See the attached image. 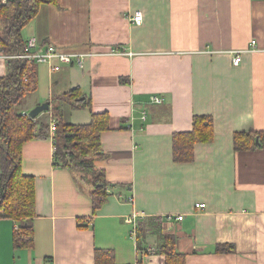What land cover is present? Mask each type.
<instances>
[{"label": "crops", "instance_id": "obj_1", "mask_svg": "<svg viewBox=\"0 0 264 264\" xmlns=\"http://www.w3.org/2000/svg\"><path fill=\"white\" fill-rule=\"evenodd\" d=\"M22 37L90 54L58 72L38 64L27 110L50 102L41 120L57 106L75 125L108 112L105 158L95 166L116 187L94 213L91 188L54 164L53 140L28 141L22 164L35 178V245L16 249L19 223L0 218V264H97L101 250L113 252L114 264H162L152 258L164 234L176 237L186 264H264V145L234 148L236 132H264V0H58L40 7ZM7 73L0 50V78ZM73 89L92 99L91 109L57 101ZM195 115L213 117L214 140L177 163L173 136L192 131ZM133 213L146 230L142 248L127 223Z\"/></svg>", "mask_w": 264, "mask_h": 264}, {"label": "trees", "instance_id": "obj_2", "mask_svg": "<svg viewBox=\"0 0 264 264\" xmlns=\"http://www.w3.org/2000/svg\"><path fill=\"white\" fill-rule=\"evenodd\" d=\"M58 0H9L0 1V50L4 55L23 53L26 42L23 29L38 15L43 4ZM34 61L8 59L6 76L0 78V218L17 223L13 242L16 249H29L35 245L32 220L37 215L35 178L23 172V146L35 139L51 138L54 142V164L70 170L79 185L90 189L93 210L96 213L108 201L109 189L116 187L107 180L106 172L96 169L95 163L105 158L102 134L111 129L108 112L92 113L88 124H68L62 109L55 106L49 121L39 117L32 119L26 111L19 112L18 105L27 95L37 92L38 70ZM58 100H66L73 109L92 108V99L78 89H73ZM56 127L51 134L50 121ZM215 137L214 119L211 115H195L190 132H178L173 136L174 161L188 163L195 159V146L210 143ZM259 139V142L257 140ZM264 132L242 131L234 135L236 151H249L264 145ZM77 172H82L80 179ZM88 183H87V182ZM146 239L142 222L138 225L137 241ZM219 252L232 251V247L220 245ZM152 261L162 264H186L185 254L177 250L176 237L164 234L160 248L153 253ZM113 252H96L97 264H114Z\"/></svg>", "mask_w": 264, "mask_h": 264}, {"label": "built area", "instance_id": "obj_3", "mask_svg": "<svg viewBox=\"0 0 264 264\" xmlns=\"http://www.w3.org/2000/svg\"><path fill=\"white\" fill-rule=\"evenodd\" d=\"M2 4L7 3L9 0H0ZM144 20V16L142 12H136V14L133 16V21L136 24H142ZM256 45V41H252V46L254 47ZM115 53H121L124 54L125 51H116ZM3 55V58L6 60L8 59H22V60H30L34 61L36 64H47L52 71L58 72L62 70L63 66L65 65H79L82 66L84 63V60L86 57H88L90 54H84V53H70L66 52L64 50H61L57 46L53 44H43L40 42L37 38L31 37L26 42V46L23 53H18L15 55ZM242 62V51L234 52L233 53V65L239 66ZM151 101L154 104H162L164 102V98L161 96H152ZM145 118V116H144ZM55 121H50V130L51 134L55 131ZM127 201H133V197H128ZM199 208H205L206 204H197ZM141 215L138 213H133L127 218V223L131 227V235L135 239H137L138 234V225L141 221ZM184 216H178L177 220H182ZM168 220L174 219V216L170 215L167 217ZM132 264H137V262H134Z\"/></svg>", "mask_w": 264, "mask_h": 264}, {"label": "water", "instance_id": "obj_4", "mask_svg": "<svg viewBox=\"0 0 264 264\" xmlns=\"http://www.w3.org/2000/svg\"><path fill=\"white\" fill-rule=\"evenodd\" d=\"M51 109L50 106V102H45L43 104H40L38 106H36L35 108H33L28 115L32 118V119H36L38 118L41 114L45 113V112H49ZM257 142H259V139L257 140Z\"/></svg>", "mask_w": 264, "mask_h": 264}, {"label": "rangeland", "instance_id": "obj_5", "mask_svg": "<svg viewBox=\"0 0 264 264\" xmlns=\"http://www.w3.org/2000/svg\"><path fill=\"white\" fill-rule=\"evenodd\" d=\"M29 96H30V94L29 95H27V97L26 98H24L22 101H21V103L18 105V111L19 112H23V111H27V112H29V111H31L32 109H30V110H27L28 109V107H27V105H28V100H29ZM45 121V120H44ZM1 161H2V159H1V156H0V170H1ZM78 173V176H79V178L80 179H84V176H83V174H82V172H77ZM87 182V181H86ZM88 183V182H87Z\"/></svg>", "mask_w": 264, "mask_h": 264}]
</instances>
